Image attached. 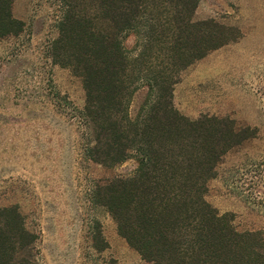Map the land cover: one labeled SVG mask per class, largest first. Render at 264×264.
<instances>
[{
  "label": "trees",
  "instance_id": "obj_1",
  "mask_svg": "<svg viewBox=\"0 0 264 264\" xmlns=\"http://www.w3.org/2000/svg\"><path fill=\"white\" fill-rule=\"evenodd\" d=\"M198 3L62 0L51 57L82 80L87 157L104 166L134 161L131 174L97 185L93 201L142 261L264 264L263 233L239 231L206 201L222 158L253 133L227 118L189 119L173 104L181 72L236 39L214 19L195 20ZM22 29L11 1L0 0V41ZM129 33L132 50L124 46ZM36 240L15 207L0 209V264H34Z\"/></svg>",
  "mask_w": 264,
  "mask_h": 264
},
{
  "label": "rangeland",
  "instance_id": "obj_2",
  "mask_svg": "<svg viewBox=\"0 0 264 264\" xmlns=\"http://www.w3.org/2000/svg\"><path fill=\"white\" fill-rule=\"evenodd\" d=\"M10 1L23 29L0 41V209L15 207L36 235L34 264H148L93 201L97 185L135 164L87 157L82 80L51 57L62 0ZM194 19L231 27L236 39L181 72L173 104L189 119L216 116L251 130L222 158L206 201L239 231L264 235V0H199ZM134 43L127 34L125 48ZM147 91L135 94L132 112Z\"/></svg>",
  "mask_w": 264,
  "mask_h": 264
}]
</instances>
